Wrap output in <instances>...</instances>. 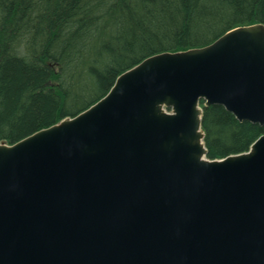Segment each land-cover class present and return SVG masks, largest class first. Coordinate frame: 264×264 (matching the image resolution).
<instances>
[{
	"label": "water",
	"instance_id": "95a60500",
	"mask_svg": "<svg viewBox=\"0 0 264 264\" xmlns=\"http://www.w3.org/2000/svg\"><path fill=\"white\" fill-rule=\"evenodd\" d=\"M202 100L264 126V25L146 57L0 143V264H264V134L207 159Z\"/></svg>",
	"mask_w": 264,
	"mask_h": 264
},
{
	"label": "trees",
	"instance_id": "16d2710c",
	"mask_svg": "<svg viewBox=\"0 0 264 264\" xmlns=\"http://www.w3.org/2000/svg\"><path fill=\"white\" fill-rule=\"evenodd\" d=\"M254 24L264 25V0H0V143L78 115L146 57ZM65 61L61 82L57 63ZM200 106L209 160L247 152L264 134L220 105Z\"/></svg>",
	"mask_w": 264,
	"mask_h": 264
},
{
	"label": "rangeland",
	"instance_id": "374dc122",
	"mask_svg": "<svg viewBox=\"0 0 264 264\" xmlns=\"http://www.w3.org/2000/svg\"><path fill=\"white\" fill-rule=\"evenodd\" d=\"M98 21V23L100 22V23H102V28H104L105 29V31L106 30H108L109 28H110V26H108V23H104L103 24V22L102 21H100V20H97ZM100 46V45H99ZM105 50V49H104ZM107 52H106V50H105V54H106ZM57 65H59V68H57V71L59 72V75H60V77H61V79H59V81H63L64 82V80L65 79H67L68 78V73H69V70H70V66H69V64H68V61H65L64 63H62V64H58L57 63ZM89 66V60L87 61V63H86V65H85V67H84V69L82 70L83 71V73L84 72H87V67ZM130 66H132V64L131 65H128V66H126V67H124L123 68V70H125V69H127L128 67H130ZM123 70H121V71H123ZM120 71V72H121ZM51 80V79H50ZM52 84H54L55 85V83H51V85Z\"/></svg>",
	"mask_w": 264,
	"mask_h": 264
}]
</instances>
